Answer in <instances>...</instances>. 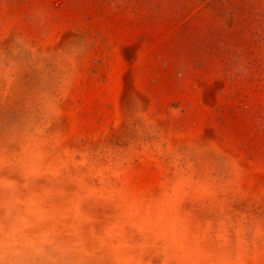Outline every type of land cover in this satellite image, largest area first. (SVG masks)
I'll return each instance as SVG.
<instances>
[{"label":"rangeland","instance_id":"rangeland-1","mask_svg":"<svg viewBox=\"0 0 264 264\" xmlns=\"http://www.w3.org/2000/svg\"><path fill=\"white\" fill-rule=\"evenodd\" d=\"M0 264H264V0H0Z\"/></svg>","mask_w":264,"mask_h":264},{"label":"bare ground","instance_id":"bare-ground-1","mask_svg":"<svg viewBox=\"0 0 264 264\" xmlns=\"http://www.w3.org/2000/svg\"><path fill=\"white\" fill-rule=\"evenodd\" d=\"M30 246V245H29Z\"/></svg>","mask_w":264,"mask_h":264}]
</instances>
